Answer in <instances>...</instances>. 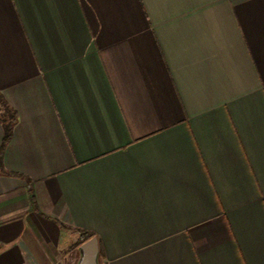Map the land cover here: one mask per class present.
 <instances>
[{
    "label": "crops",
    "instance_id": "obj_1",
    "mask_svg": "<svg viewBox=\"0 0 264 264\" xmlns=\"http://www.w3.org/2000/svg\"><path fill=\"white\" fill-rule=\"evenodd\" d=\"M0 92V264H264V0H0Z\"/></svg>",
    "mask_w": 264,
    "mask_h": 264
},
{
    "label": "trees",
    "instance_id": "obj_2",
    "mask_svg": "<svg viewBox=\"0 0 264 264\" xmlns=\"http://www.w3.org/2000/svg\"><path fill=\"white\" fill-rule=\"evenodd\" d=\"M0 111H1V120L4 125L5 129V138L3 142L2 149L0 151V170L3 171L2 167V157L4 154V151L9 144L10 140L12 139L13 136V131L14 127L18 121V114L17 112L9 105L5 97L2 95L0 92ZM92 236L91 235H86L84 237V240L82 243H86L89 240H91Z\"/></svg>",
    "mask_w": 264,
    "mask_h": 264
},
{
    "label": "water",
    "instance_id": "obj_3",
    "mask_svg": "<svg viewBox=\"0 0 264 264\" xmlns=\"http://www.w3.org/2000/svg\"><path fill=\"white\" fill-rule=\"evenodd\" d=\"M81 260L79 264H99L97 241L91 239L83 244L80 248Z\"/></svg>",
    "mask_w": 264,
    "mask_h": 264
}]
</instances>
